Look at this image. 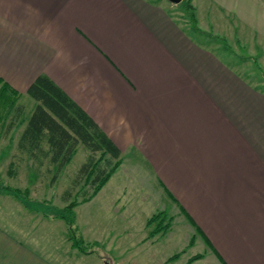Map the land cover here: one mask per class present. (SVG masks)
Segmentation results:
<instances>
[{"label": "crops", "instance_id": "obj_1", "mask_svg": "<svg viewBox=\"0 0 264 264\" xmlns=\"http://www.w3.org/2000/svg\"><path fill=\"white\" fill-rule=\"evenodd\" d=\"M194 2L264 45V0ZM199 23L156 0H0V78L27 94L46 75L120 150L116 170L145 161L218 264H264V83ZM28 239L0 218V264L65 263Z\"/></svg>", "mask_w": 264, "mask_h": 264}, {"label": "rangeland", "instance_id": "obj_2", "mask_svg": "<svg viewBox=\"0 0 264 264\" xmlns=\"http://www.w3.org/2000/svg\"><path fill=\"white\" fill-rule=\"evenodd\" d=\"M156 1L170 3L182 21L195 19L196 27L199 15L200 26L223 41L228 60L264 83V45L231 16L211 14L204 2L197 12L194 0ZM2 94L14 99L9 105L0 99V218L9 229L20 236L28 233L35 240L28 239L30 243L47 246L64 264H218L138 154L124 153L123 165L92 200L93 187L78 172L90 151L78 144L61 167L50 162L51 152L42 154L49 149L46 139L31 154L19 148L17 137L31 100L25 93ZM14 116L20 121L11 129ZM95 157L105 165L107 155L97 152ZM72 201L70 211H64ZM75 238L82 239V248L73 245Z\"/></svg>", "mask_w": 264, "mask_h": 264}, {"label": "trees", "instance_id": "obj_3", "mask_svg": "<svg viewBox=\"0 0 264 264\" xmlns=\"http://www.w3.org/2000/svg\"><path fill=\"white\" fill-rule=\"evenodd\" d=\"M194 21L192 19L190 22L196 26ZM4 91L11 93L12 96L18 94L10 90L0 78V99L9 105L13 98L2 94ZM26 93L37 103L18 139L19 148L31 154V148H37L39 141L46 139L49 149L43 151L42 154L46 155L47 152H51L50 162H58L57 164L62 167L70 158L76 145L82 143L90 153L78 172L88 177L93 187V194H95L119 165L120 150L92 119L46 75L37 76ZM97 152L107 155L104 166H101L98 162L99 158L95 157ZM73 205L74 201L70 202L69 207H66L64 211L69 212ZM157 215L159 214L152 215L148 222L156 219ZM154 232L156 229L151 231V233ZM81 244L82 239L75 238L73 245L82 248Z\"/></svg>", "mask_w": 264, "mask_h": 264}, {"label": "water", "instance_id": "obj_4", "mask_svg": "<svg viewBox=\"0 0 264 264\" xmlns=\"http://www.w3.org/2000/svg\"><path fill=\"white\" fill-rule=\"evenodd\" d=\"M169 1H171V2H173V3H178V2L181 1V0H169Z\"/></svg>", "mask_w": 264, "mask_h": 264}]
</instances>
